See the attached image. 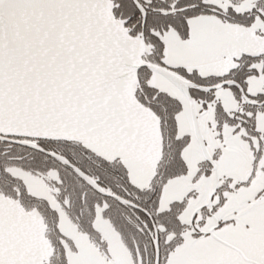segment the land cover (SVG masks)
Masks as SVG:
<instances>
[{
	"label": "snow or ice",
	"instance_id": "6c2138e0",
	"mask_svg": "<svg viewBox=\"0 0 264 264\" xmlns=\"http://www.w3.org/2000/svg\"><path fill=\"white\" fill-rule=\"evenodd\" d=\"M0 264H264V0H0Z\"/></svg>",
	"mask_w": 264,
	"mask_h": 264
}]
</instances>
